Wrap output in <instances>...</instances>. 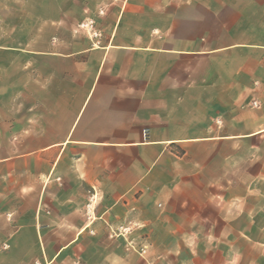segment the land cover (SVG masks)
I'll return each instance as SVG.
<instances>
[{"label": "crops", "instance_id": "0c3cea01", "mask_svg": "<svg viewBox=\"0 0 264 264\" xmlns=\"http://www.w3.org/2000/svg\"><path fill=\"white\" fill-rule=\"evenodd\" d=\"M166 6L161 16L187 10ZM135 12L111 13L99 45L45 52L27 133L14 135L34 143L12 162L14 188H23L24 161L29 189L101 191L112 213L124 197L123 217L160 239L163 258L173 255L164 264H264V167L246 160L247 145L264 157V0H207L200 18L191 10L183 20L138 21ZM32 221L27 236L41 242L38 209ZM63 221L54 236L71 238L66 251L84 236L79 222Z\"/></svg>", "mask_w": 264, "mask_h": 264}, {"label": "rangeland", "instance_id": "374dc122", "mask_svg": "<svg viewBox=\"0 0 264 264\" xmlns=\"http://www.w3.org/2000/svg\"><path fill=\"white\" fill-rule=\"evenodd\" d=\"M206 2L0 0V159L8 158L7 161L11 162L8 169L0 170V264H164L163 261L173 256L163 258L158 252L160 239L138 231L142 227L140 223L123 217L125 209L130 207L124 197L116 203L121 209L112 213L109 209L103 212L106 207L101 191L29 189V167L24 161L20 176L23 188H14L19 178L15 183L12 162L16 156L31 151L34 144L24 140L15 142L14 135L21 132V137L25 138L23 133H27L23 131L26 127L21 125L29 118V105L40 95V80L47 72V50L69 52L81 47L86 39L101 44L103 39L110 37L109 15L117 12L118 17L123 16L127 7L137 11L134 20L158 22L183 20L191 10L200 18ZM165 3L167 8L180 5L190 10L173 15L169 9V13L161 16V4ZM131 32L137 37L147 31ZM195 33L200 35L205 31L198 29ZM218 33L214 31L212 36L215 45L221 43ZM61 39L77 40L78 43L50 45ZM177 64L182 68L191 65L185 60ZM205 65V59H201L195 66L198 77L205 71ZM217 65H221L220 57L215 58V73ZM252 153L253 147L247 145V166L263 163L264 167V157L254 158ZM38 169L35 166L34 171ZM37 209L40 229L48 233L41 242L27 236L33 230L32 218ZM67 216L79 222L84 237L76 238L73 248L64 251L60 248L71 238L54 235L60 233L56 230L67 229L63 221Z\"/></svg>", "mask_w": 264, "mask_h": 264}, {"label": "built area", "instance_id": "2783aa9c", "mask_svg": "<svg viewBox=\"0 0 264 264\" xmlns=\"http://www.w3.org/2000/svg\"><path fill=\"white\" fill-rule=\"evenodd\" d=\"M251 105H252V106H255V105H256V102H255V101H252V102H251ZM142 251H143V250H142Z\"/></svg>", "mask_w": 264, "mask_h": 264}]
</instances>
